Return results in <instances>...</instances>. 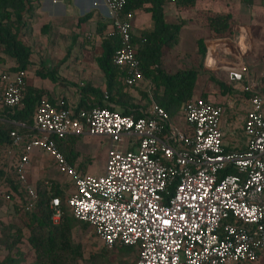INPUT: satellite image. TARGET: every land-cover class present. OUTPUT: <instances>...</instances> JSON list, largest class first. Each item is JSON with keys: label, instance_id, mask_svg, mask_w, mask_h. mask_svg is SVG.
<instances>
[{"label": "built area", "instance_id": "2783aa9c", "mask_svg": "<svg viewBox=\"0 0 264 264\" xmlns=\"http://www.w3.org/2000/svg\"><path fill=\"white\" fill-rule=\"evenodd\" d=\"M125 2L103 1L110 17L104 35L119 38L112 62L125 70L131 90L144 76L131 41L133 14L121 16ZM240 27L211 40L217 47L204 57L215 65L213 52L221 51L219 68L231 87L223 101L192 96L170 117L149 94L150 103L134 117L114 109L106 91L104 105L77 112L64 98L42 97L31 123L12 122L23 130L11 129L9 136L13 145L23 143L14 168L25 208L37 199L27 169L41 151L67 178L68 212L87 223L105 248L134 247L133 264H251L264 258V85L250 73V33ZM26 78L24 69L0 70V109L21 104ZM239 104L246 105L244 141L230 147L222 124L226 111ZM69 135L105 139L103 173H80L69 163L54 140ZM13 195L10 190L3 198ZM49 206L58 222L60 198L52 197Z\"/></svg>", "mask_w": 264, "mask_h": 264}, {"label": "trees", "instance_id": "16d2710c", "mask_svg": "<svg viewBox=\"0 0 264 264\" xmlns=\"http://www.w3.org/2000/svg\"><path fill=\"white\" fill-rule=\"evenodd\" d=\"M166 0H126L121 11V16L132 13L137 8H143L150 12L152 19V29L143 31L138 38L132 36L131 41L136 50V56L140 61V68L143 76L151 82V88L147 91V96H152L153 100L162 106L170 117L176 116L182 104L194 94L195 83L198 70L195 68H182L173 73H168L161 68L162 48H173L179 40V31L183 21L178 23H167L164 19L162 6ZM194 0H181V3L192 5ZM144 4L148 6L144 7ZM39 8V0H0V53L12 59L14 67L6 69L8 72L16 70H27L30 62L31 48L23 37L29 31L35 18V12ZM230 14H216L207 17V24L212 31V35H224L231 29ZM86 16L81 18L85 20ZM110 23V22H109ZM108 23V24H109ZM46 28L43 27L42 31ZM221 37V36H216ZM120 46L117 35H104L101 42L102 53L95 58L98 67L101 69L105 79V91L108 100L122 114H131L134 117L141 115L138 107L132 103V97L124 84L125 70L116 66L112 62L114 51ZM197 53L204 60L206 55V45L202 38L196 41ZM68 53V52H67ZM53 72V70H52ZM49 73L38 74L42 78L48 77L52 81L58 78ZM222 93L231 91V87L224 82H218ZM84 99L76 105L77 112L82 108V104L89 100L90 95L98 100L102 97L99 89L87 86L82 88ZM42 97L53 99L44 95L42 90L25 87L21 104L14 107H3L0 109V182L6 185V193L12 191L13 198L17 196L18 204L14 206L18 223H8L0 225V241L6 249V254L0 258V264H14L20 255L12 252L21 241L22 229L27 231V241L34 253L33 264H75L77 258L81 257L80 244L72 239V229L75 227V219L64 205L66 193L62 185L43 180L33 184L37 194V199L29 209L25 208L26 195L21 184L15 177V162L22 150L23 143L13 145L9 136V131L16 128L23 132L14 123L25 121L31 123L32 114L37 102ZM202 97V96H201ZM203 98H206L203 96ZM101 103V102H99ZM102 106V104H99ZM117 110V108H114ZM78 136L69 135L65 138L54 140L60 152L66 159L74 165L80 173H84L80 166H76L74 146ZM11 153L15 160L8 163L3 161L5 154ZM46 181V183H45ZM68 183V181H67ZM3 200L4 198L0 196ZM52 197H59L63 213L58 222L52 221V209L49 206ZM9 199V200H10ZM80 222V221H78ZM84 226L87 223L81 222ZM125 250H132V246H120Z\"/></svg>", "mask_w": 264, "mask_h": 264}, {"label": "crops", "instance_id": "0c3cea01", "mask_svg": "<svg viewBox=\"0 0 264 264\" xmlns=\"http://www.w3.org/2000/svg\"><path fill=\"white\" fill-rule=\"evenodd\" d=\"M103 1L39 0V8L35 12V18L28 32L35 30L38 34L45 36L47 40L50 38V42L57 39L58 43H60L59 41L62 44L65 43L66 52L64 51L61 57L62 65L60 68L49 61H43L40 67L37 68L36 66L34 69H31L33 49L28 44L31 48V63L27 67L26 87L42 90L44 95L53 100L64 98L65 100L67 99V102H69L70 95L67 91L62 92V90H68L67 88H69L76 93L74 98L71 99L75 105H78L84 99L82 88L90 86L91 88L99 89L102 97L98 100L95 96L90 95L89 100H86L82 104V108L105 104L103 100L105 79L95 61V58L102 53V38L110 22L108 10L104 6ZM143 6L146 7L148 4H144ZM162 9L167 23H178L179 20L183 21V25L179 31L178 43L173 48H162L161 68L166 72L173 73L178 69L190 68V65L187 64L199 59L200 55L197 53L196 47L197 39L202 38L207 52L209 48L212 51L216 45L210 43L214 39L210 37L212 31L207 24V17L216 14H230V26L232 29L241 26L240 29L242 31L246 32L247 29L250 33L252 47L245 59L249 65L251 75L260 84L264 85V0H194L192 5L181 3V0H166ZM84 16H86V19L81 20ZM131 23L132 36L138 38L143 31L152 29L150 12L145 11L143 8L135 9ZM45 26L46 28L42 31V28ZM212 44L215 47L211 46ZM220 54V49L213 52L216 59L215 65L207 66L205 57L203 67L205 69L221 71L219 64L223 60L219 57ZM50 71L58 78L57 81H52L48 77L42 78L38 74L39 72L49 73ZM33 73L36 75H33ZM73 77L80 79L82 83L76 85L65 80H71ZM52 92L64 95H52ZM128 93L133 97V93ZM132 103L139 110L148 106L136 103L133 98ZM114 108L119 109L118 106H114ZM227 111L229 114L227 113V117L224 116L222 124L225 144L228 141L236 139V131L239 125L234 121L228 123V118L231 119L236 112L233 109ZM52 166L54 168L53 163ZM2 207L3 205L0 203V219H2Z\"/></svg>", "mask_w": 264, "mask_h": 264}, {"label": "rangeland", "instance_id": "374dc122", "mask_svg": "<svg viewBox=\"0 0 264 264\" xmlns=\"http://www.w3.org/2000/svg\"><path fill=\"white\" fill-rule=\"evenodd\" d=\"M232 30L233 29L231 28L229 32L225 33L224 35L211 34L210 37L215 39L216 36H232ZM23 39L27 44H30L33 49V53L31 56V65L33 67L31 66V69H34V67L36 66L37 68L40 67L43 61H49L51 64L58 65L59 68L61 67V57L66 50L65 43L62 44L61 41H59L60 43H58L57 39H54V41L50 42V38H48L47 40L45 36L38 34L37 32H35V30L27 32ZM250 44L252 47V38H250ZM187 65H190V68H195L198 70V76L193 94L194 97L204 96L206 98H210L213 101L224 100L223 96L225 97V95L224 93H222V89L218 84L219 81L224 82V75L220 70L216 71L210 70L208 68L205 69L203 67V60L201 59V57H199L198 60L192 63H188ZM12 67H14L12 59L5 56L3 53H0V70H6ZM33 75L36 74L33 73ZM65 80L76 85L82 83L80 79H76L75 77H73L71 80ZM149 88H151V82L144 77V80L142 82H140L135 88L129 90L128 92L133 93L132 98L135 99L136 103H142L146 106L150 103V98L147 96V90ZM67 89L68 90L63 89L62 92L67 91L70 95L68 101L73 103L74 101L71 98H74L76 93H74L69 88ZM52 93V95H64L62 93ZM245 107V104L237 105L234 109L236 114L233 115L231 119L228 118V123L234 121L240 125V120L244 113ZM117 110L120 109L117 108ZM227 113L228 111L226 112V114ZM226 114L225 117H227L229 113L227 115ZM239 125L236 131V139L233 141H228L226 143L230 147H240L243 144L244 136L242 135V131ZM105 150L106 142L104 138L87 135L78 136L74 146V153L76 155L74 162H76V166H80L79 168H81L83 172H87L90 174H101L104 171ZM11 160H15V157L12 156L11 153H7L5 154V156H3V161H6L8 163ZM27 177L28 181L33 184H36L38 182L41 183L43 180H49L51 182L62 185L63 190L68 186L66 180L67 178L61 176L54 170L51 158L41 151H37L33 154L30 166L27 169ZM6 194V185L4 184V182H0V196L3 197ZM0 203L3 205L1 210L2 219H0V225L8 224L11 222L15 224L17 222L20 225L17 215L15 216V213L13 212V207L18 204L17 196L11 198L10 200H3L0 197ZM13 220L15 221L13 222ZM22 230L23 232H25V234H22L21 241L12 251L14 253L16 251L19 252L18 255H20V261L17 258V262H15L14 264H33L34 253L27 241L28 234L25 229ZM72 239L75 243L80 244L81 252V257L76 259L75 264H133V262L138 257L137 250L135 248H133L132 250H125L120 246H117L114 249L105 248L100 240H98V238L94 235L92 229L89 228L88 225L84 226L81 222L78 221L76 222L75 227L72 229ZM5 254L6 249L0 241V258H3ZM251 264H264V258H261Z\"/></svg>", "mask_w": 264, "mask_h": 264}, {"label": "bare ground", "instance_id": "6f19581e", "mask_svg": "<svg viewBox=\"0 0 264 264\" xmlns=\"http://www.w3.org/2000/svg\"><path fill=\"white\" fill-rule=\"evenodd\" d=\"M243 33H245V32H243ZM215 45H216V44H215ZM211 46L215 47L213 44H212ZM216 47H217V46H216ZM216 47H215V48H216ZM215 48H214V49H215ZM209 52H212V51H210V48H209ZM211 63H212V58H211V56H208V58H207V64H206V65L208 66V65H210Z\"/></svg>", "mask_w": 264, "mask_h": 264}]
</instances>
